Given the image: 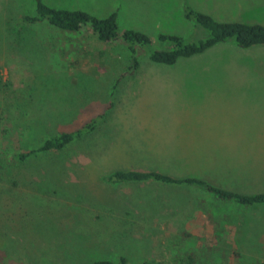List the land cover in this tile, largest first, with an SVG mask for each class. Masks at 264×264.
I'll return each instance as SVG.
<instances>
[{
	"label": "rangeland",
	"instance_id": "1",
	"mask_svg": "<svg viewBox=\"0 0 264 264\" xmlns=\"http://www.w3.org/2000/svg\"><path fill=\"white\" fill-rule=\"evenodd\" d=\"M43 2L97 18L120 6V29L154 43L158 34L187 38L195 31L183 18L182 0ZM258 2L264 0H188L219 21L264 25ZM34 11L33 0H0V264L117 263L120 257L168 264L188 252L197 264H264V204L237 207L190 187L103 181L116 171H156L264 193V150H249V157L238 151L221 160L224 166L203 159L202 148L264 143V46L217 45L170 67L139 53L138 71L128 74L126 48L106 46L88 32L19 24ZM203 78L232 82L203 86ZM203 103L219 109L217 120L235 133L250 134H209ZM94 118L95 130L63 151L26 163L13 159Z\"/></svg>",
	"mask_w": 264,
	"mask_h": 264
},
{
	"label": "trees",
	"instance_id": "2",
	"mask_svg": "<svg viewBox=\"0 0 264 264\" xmlns=\"http://www.w3.org/2000/svg\"><path fill=\"white\" fill-rule=\"evenodd\" d=\"M184 20L194 25L192 36L183 38L177 35L158 34L156 43L146 34L131 30H121L118 24L120 6L105 18H97L81 10L55 9L47 6L43 0H33L35 11L19 19L21 25L46 23L49 26L66 33H89L109 47L122 46L129 52L128 74H135L139 67V56L144 55L153 65L174 66L179 60L200 56L217 45H233L239 50H249L256 46H264V25L250 24L238 21H219L212 16L190 7L188 0H182ZM198 30L204 36L195 38ZM97 118L86 123L81 129L70 133H60L46 138L41 147L14 155L17 163H26L40 155L61 152L75 140L90 135L97 127ZM1 170V166H0ZM111 185L158 184L167 186H183L198 189L213 199L237 207H251L264 204V193L245 195L238 192L215 187L202 179L174 178L156 171H116L103 178ZM168 264H197L198 257L188 252L172 257ZM91 264H130L125 257H120L117 263L98 260ZM142 264H161L145 261Z\"/></svg>",
	"mask_w": 264,
	"mask_h": 264
},
{
	"label": "crops",
	"instance_id": "3",
	"mask_svg": "<svg viewBox=\"0 0 264 264\" xmlns=\"http://www.w3.org/2000/svg\"><path fill=\"white\" fill-rule=\"evenodd\" d=\"M257 4L264 6V2H258ZM176 80H179V81L182 80L181 82L185 84H187L188 82H191V83L195 82L191 79H176ZM221 81L232 82V81H226L225 79L203 78V86H208L210 84H215ZM211 92H213V89L208 90V89L203 88V94L211 93ZM182 93H185V91H182ZM183 98H180V99H183ZM233 99H235V97H233ZM223 101H226L224 96L217 97V102H223ZM201 106L203 109V120L208 119V121H203L202 127L211 128V131L209 134H216V133H219V134H222V133L250 134V132H248L247 129H245V131L241 130L239 133H235L232 127H229V124H224L217 120L220 115L219 109L211 108L208 105H205L204 103ZM227 106H229L228 108L232 109L231 104ZM206 135H208V133L204 134L203 141L205 140ZM220 146H226V147H210L203 143V147H202L203 148V159H218L217 161L218 165L228 166L227 162L225 161L221 162V160L223 159L225 160V159L232 158L234 156H238L239 155L238 151L247 152V154L246 155L243 154V156L249 157L251 156V153L249 152V150L251 151L264 150V143H259V142H258V145H255L254 147H244V148H238V149H235V146L229 145L228 143L220 144ZM235 151L238 154H235Z\"/></svg>",
	"mask_w": 264,
	"mask_h": 264
}]
</instances>
